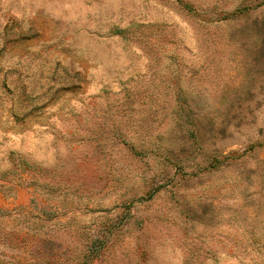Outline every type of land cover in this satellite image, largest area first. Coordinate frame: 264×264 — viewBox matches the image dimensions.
Here are the masks:
<instances>
[{
  "label": "rangeland",
  "instance_id": "obj_1",
  "mask_svg": "<svg viewBox=\"0 0 264 264\" xmlns=\"http://www.w3.org/2000/svg\"><path fill=\"white\" fill-rule=\"evenodd\" d=\"M0 264H264V0H0Z\"/></svg>",
  "mask_w": 264,
  "mask_h": 264
}]
</instances>
